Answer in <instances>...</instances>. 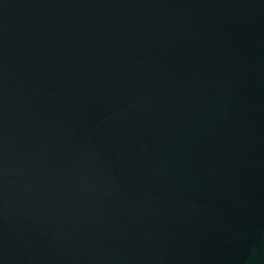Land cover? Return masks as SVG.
I'll use <instances>...</instances> for the list:
<instances>
[{
  "label": "water",
  "instance_id": "obj_1",
  "mask_svg": "<svg viewBox=\"0 0 264 264\" xmlns=\"http://www.w3.org/2000/svg\"><path fill=\"white\" fill-rule=\"evenodd\" d=\"M0 264H264V0H0Z\"/></svg>",
  "mask_w": 264,
  "mask_h": 264
}]
</instances>
